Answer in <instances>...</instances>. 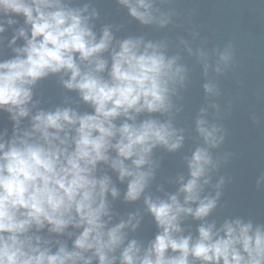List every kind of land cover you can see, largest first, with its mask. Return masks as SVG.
Listing matches in <instances>:
<instances>
[{"label":"clouds","instance_id":"clouds-1","mask_svg":"<svg viewBox=\"0 0 264 264\" xmlns=\"http://www.w3.org/2000/svg\"><path fill=\"white\" fill-rule=\"evenodd\" d=\"M155 2L119 0L141 24L157 22L164 27L168 18L154 16ZM87 10L88 5L71 8L64 0H0V17L22 16L26 26L11 41L15 44L23 38L24 46L13 49L14 58L0 62V111L9 113L13 121L12 137L5 141L0 135V264H93V260L98 264L117 260L119 264H264V226L225 221L219 229L214 223L202 224L195 240L179 235L182 217L203 220L220 195L201 198L214 167L207 148L192 153L190 178L181 183L178 193L167 199L144 197L159 230L146 248L134 239L125 244L124 229L135 231L139 225L135 216L110 226L107 196L115 199L119 193L108 175H97V166L106 164L121 182L127 181L126 202L144 194L153 176V149L175 151L183 136L177 135L170 121L148 118L137 123L136 118L141 113H169L171 96L177 84L183 85L185 69L159 44L125 39L113 46L107 27L97 39L88 24L90 17L84 15ZM5 23L11 26L16 21L0 19V33ZM106 52L110 63L102 56ZM230 61L231 53L225 49L216 72ZM207 70L206 63V74ZM57 73L69 77L63 86L78 91L92 114L69 108L31 114L33 86ZM204 89L209 94L214 91L210 84ZM25 118H30V128L21 130ZM120 118L123 122L117 125ZM206 124L198 119L197 131L206 145L215 147L218 129ZM113 152L115 156L110 155ZM46 227L57 235L69 227L77 230L71 250L58 242L53 252L51 242L36 234Z\"/></svg>","mask_w":264,"mask_h":264},{"label":"water","instance_id":"water-1","mask_svg":"<svg viewBox=\"0 0 264 264\" xmlns=\"http://www.w3.org/2000/svg\"><path fill=\"white\" fill-rule=\"evenodd\" d=\"M64 2L71 8L88 5L84 15L90 17L88 24L97 39L107 27L113 36V46L125 39L159 44L167 57H177V64L185 69L183 85L177 84L171 96V111L163 115L141 113L136 118L137 123L148 118L170 121L177 135L183 136L181 147L175 151L162 146L153 149V176L144 194L134 202H126L127 181L121 182L118 173L108 165L97 166V175H108L119 193L115 199L111 194L107 196L112 214L110 226L127 221L130 215L139 220L135 231L131 227L124 229L125 244L134 239L143 249L154 240L159 230L144 197L167 199L178 193L181 183L190 178L188 160L197 148H207L214 165L209 169V183L203 186L201 198L216 197L217 192L220 195L216 207L203 220L190 215L182 217L179 235H191L195 240L202 224L214 223L219 229L225 221L241 220L251 222L254 227L264 226V0H156L158 11L154 16L159 19L163 15L169 21L164 27L157 22L141 24L119 0ZM0 19L16 21L11 26L5 23V31L0 33L2 62L15 57L14 48L24 46L23 38H17L15 44L11 41L18 30L26 26L22 16ZM225 49L230 51L231 61L227 66L221 65L218 73L215 69L219 55ZM102 56L110 63L109 53ZM68 78L64 73H57L37 81L32 88L31 114L54 112L58 108H69L81 115L92 114V107L81 99L78 91L63 86L62 81ZM205 84L213 86V93L205 92ZM198 119L218 129L219 143L215 147L206 145L199 135ZM121 122L123 118L116 121L117 125ZM20 128H30V118L21 120ZM12 134L10 114L0 111V135L6 141ZM110 155L115 156V153ZM178 198L183 203V194ZM189 206L196 207L195 204ZM36 234L50 241L49 246L55 252L59 243L71 250L78 231L69 227L65 234L57 235L49 233L46 227ZM116 255L119 256V251ZM93 264L98 262L93 260ZM192 264L200 262L192 261Z\"/></svg>","mask_w":264,"mask_h":264}]
</instances>
